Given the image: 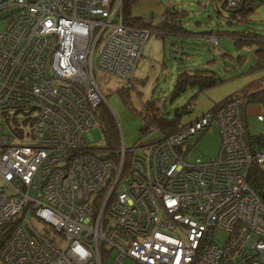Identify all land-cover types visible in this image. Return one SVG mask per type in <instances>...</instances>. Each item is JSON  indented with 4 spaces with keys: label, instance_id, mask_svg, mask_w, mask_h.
<instances>
[{
    "label": "built area",
    "instance_id": "1",
    "mask_svg": "<svg viewBox=\"0 0 264 264\" xmlns=\"http://www.w3.org/2000/svg\"><path fill=\"white\" fill-rule=\"evenodd\" d=\"M121 2L0 0V228L16 222L2 264H264L250 180L264 177V142L242 98L159 142L121 139L117 164L91 144L100 76L130 88L147 38ZM213 122L218 155L188 160Z\"/></svg>",
    "mask_w": 264,
    "mask_h": 264
},
{
    "label": "rangeland",
    "instance_id": "2",
    "mask_svg": "<svg viewBox=\"0 0 264 264\" xmlns=\"http://www.w3.org/2000/svg\"><path fill=\"white\" fill-rule=\"evenodd\" d=\"M224 1L223 3V0H134L130 7L131 17H142L143 21L149 24V26L135 24L136 28L147 33V38L133 72L134 83L130 87L128 97L134 110L140 111L143 103L154 101L161 109V114L172 119L177 108L189 104L192 108L191 113L181 117V122L187 123L211 111L215 105L228 97L238 93L241 95L249 86L256 91L264 87V69L253 70L257 59L255 46H238L233 39L235 33L241 32L264 37V0H252L249 3L252 10L245 16L234 12L235 17L231 12L240 2L242 3V0ZM173 11L180 17L184 32H169L168 28L173 24H171L173 16L169 12ZM4 24L5 22H0V31ZM156 25L159 26L158 29L153 28ZM202 35H205L204 39ZM99 57L98 51L94 56L95 66ZM196 70L212 71L221 82L202 92L197 87L190 88L171 101L170 96L178 71ZM98 83L117 126L120 144L122 139L124 147L130 149L140 139H143V142H150L160 138L157 132L144 136L141 131L143 126L141 119L136 112L125 106L114 78L104 74L100 76ZM193 96L194 101L191 100ZM239 98L246 101L243 96ZM262 108V104L249 105L247 108L252 115L246 117L248 133L252 136L264 135V122L258 121L255 116L261 113ZM91 133L94 138L91 144L104 147L106 141L102 131L94 128ZM198 137L199 140L187 159L216 157L221 142L217 123L213 122L210 128ZM225 237V234L219 233V244H222L221 240Z\"/></svg>",
    "mask_w": 264,
    "mask_h": 264
},
{
    "label": "trees",
    "instance_id": "3",
    "mask_svg": "<svg viewBox=\"0 0 264 264\" xmlns=\"http://www.w3.org/2000/svg\"><path fill=\"white\" fill-rule=\"evenodd\" d=\"M251 1L252 0H242V3L240 2L238 6L233 8L234 10L231 13L234 14V12H238L241 14V16L247 15V13L252 10L251 5L249 4L251 3ZM133 2L134 0H122L121 16H122L123 21L128 25L131 24L135 26L136 23H141L143 26L144 25L149 26V24H146L143 21L142 17H131L130 7ZM224 2L225 1L223 0V3ZM176 13H177L176 11L169 12V14L175 18V19L173 17L171 18V24L172 23L173 24L171 25L170 28H168L169 32L171 33H176L177 31L184 32L180 24V21H179L180 17L176 15ZM232 16L235 17V14ZM153 28L158 29L159 26L156 25V26H153ZM202 36L204 39L205 35H202ZM233 36L235 37L233 39H235V42L237 43L238 46L239 45L255 46L256 48L255 53H256L257 59L255 61L256 63H255L253 70L258 71V70L264 69V40H263L264 37L258 34L250 33V32L235 33ZM131 82L133 86L134 77L133 79H131ZM220 82L221 80L216 76V74L209 70H196L193 72L178 71L177 78L174 83L173 91L170 96L171 97L170 100L172 101L173 99L179 97L182 93H184L190 88L197 87L199 91L202 92L204 90L217 86ZM130 89L131 88H118L117 86V91L119 95L121 96L125 106L129 110L136 112L137 116L141 119L143 123L141 131L144 133V136H148L149 134L156 133V132L160 134V138L153 140L154 142L155 141L159 142L161 140H164L166 137L177 133L179 130L188 126L189 124H191L192 122H194L196 119L200 117L199 116L195 118L194 120H191L187 123L181 122V117L184 114L191 113L192 111V108L190 107L189 104L177 108L174 112L172 119H168L165 116H163L160 112L161 109L158 107L157 102H154V101H146L141 106L142 110L136 111L131 107L128 101ZM241 95L246 98V101H243V107L245 110H247L249 105H253V104H262V107L264 106V87L256 91L255 89H252L249 86L241 92ZM241 95L238 93V94L228 97L224 101L215 105L212 110H216L218 107L227 103L228 101H230V99H233L234 97H237V98L242 97ZM191 100L194 101L195 96L191 97ZM94 113L98 121L97 128H99L102 131L105 137L106 142H105L104 147L112 151L113 154L110 156V159L113 160L115 164H117L119 157L116 155V153H114V150L117 149L118 146H120V139H119L117 126L114 123V120L112 116L110 115V112L106 104L99 105L94 110ZM247 116H252V115L249 114ZM250 136L251 138L260 140L262 143L264 142V135H253V136L250 135ZM198 140H199V137L197 136L194 142V145L197 143ZM138 141H143V139H140ZM153 141H150V142H153ZM128 165H129V159L126 157L125 166L127 167ZM113 174L115 173L112 172V175ZM250 180H251L252 187H254V189L259 194H264L263 175L259 171L255 170ZM15 225H16V222H13V223L11 222L10 224L5 225L4 227L0 228V249L12 235ZM0 264H2L1 260H0Z\"/></svg>",
    "mask_w": 264,
    "mask_h": 264
},
{
    "label": "bare ground",
    "instance_id": "4",
    "mask_svg": "<svg viewBox=\"0 0 264 264\" xmlns=\"http://www.w3.org/2000/svg\"><path fill=\"white\" fill-rule=\"evenodd\" d=\"M62 102H63V101H62ZM65 105L68 106V103H67V102H63L61 106H65ZM99 105H101V104H99ZM99 105H98V106H99Z\"/></svg>",
    "mask_w": 264,
    "mask_h": 264
}]
</instances>
